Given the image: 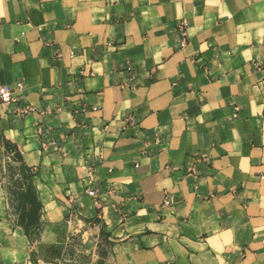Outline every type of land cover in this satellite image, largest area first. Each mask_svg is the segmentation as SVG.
<instances>
[{
	"label": "crops",
	"instance_id": "crops-1",
	"mask_svg": "<svg viewBox=\"0 0 264 264\" xmlns=\"http://www.w3.org/2000/svg\"><path fill=\"white\" fill-rule=\"evenodd\" d=\"M4 89L0 264L29 182L102 264H264V0H0Z\"/></svg>",
	"mask_w": 264,
	"mask_h": 264
},
{
	"label": "rangeland",
	"instance_id": "rangeland-1",
	"mask_svg": "<svg viewBox=\"0 0 264 264\" xmlns=\"http://www.w3.org/2000/svg\"><path fill=\"white\" fill-rule=\"evenodd\" d=\"M3 158L0 154V160ZM9 178H14L12 168L7 170ZM11 206L16 208L17 202L12 201ZM45 234L42 225L27 235L29 246L35 260L54 264H102L100 262L101 248L97 247L84 234L62 235L56 232Z\"/></svg>",
	"mask_w": 264,
	"mask_h": 264
},
{
	"label": "trees",
	"instance_id": "trees-1",
	"mask_svg": "<svg viewBox=\"0 0 264 264\" xmlns=\"http://www.w3.org/2000/svg\"><path fill=\"white\" fill-rule=\"evenodd\" d=\"M5 150L10 153L13 152V158L18 159V152L13 147L5 144ZM23 179L32 178V173L21 170ZM20 187H15L11 190L12 201L17 202L15 212L17 214V223L24 230L25 235L40 227V219L43 212V206L38 199L37 192L33 185L29 182L24 190Z\"/></svg>",
	"mask_w": 264,
	"mask_h": 264
},
{
	"label": "built area",
	"instance_id": "built-area-1",
	"mask_svg": "<svg viewBox=\"0 0 264 264\" xmlns=\"http://www.w3.org/2000/svg\"><path fill=\"white\" fill-rule=\"evenodd\" d=\"M10 101H12V93L9 90H5V89L1 90L0 91V102L9 103ZM88 195L91 197H95V191L89 190Z\"/></svg>",
	"mask_w": 264,
	"mask_h": 264
}]
</instances>
